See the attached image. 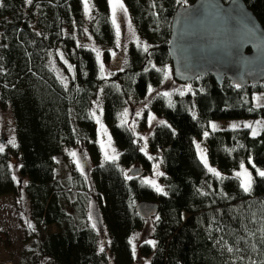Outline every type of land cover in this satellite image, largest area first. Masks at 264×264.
Returning a JSON list of instances; mask_svg holds the SVG:
<instances>
[{"label":"trees","instance_id":"1","mask_svg":"<svg viewBox=\"0 0 264 264\" xmlns=\"http://www.w3.org/2000/svg\"><path fill=\"white\" fill-rule=\"evenodd\" d=\"M241 1L264 26V0ZM193 2L123 0L137 41L121 55L108 0H89L86 23L83 0H0V109L11 114L15 142L0 152V196L23 190L27 198L30 245L22 264H136L129 241L148 220L135 211L140 202L157 205L155 245L137 249L149 264H264V178L256 172L264 170V126L256 135L249 128L210 127L263 120L264 106L255 107L253 97L264 92V80L241 89L205 75L183 95L154 97L140 122L165 123L155 125L146 147L121 124L132 102L162 85L172 16ZM92 112L110 133L114 161L102 157ZM1 135L0 128V145ZM197 142L222 178L204 167ZM77 148L90 159L88 178L68 160ZM59 158L69 173L64 179ZM156 160L162 192L131 174L150 171ZM241 162L253 177L248 193L235 175ZM91 195L102 237L89 221Z\"/></svg>","mask_w":264,"mask_h":264},{"label":"water","instance_id":"2","mask_svg":"<svg viewBox=\"0 0 264 264\" xmlns=\"http://www.w3.org/2000/svg\"><path fill=\"white\" fill-rule=\"evenodd\" d=\"M167 51L173 78L181 84L209 75L218 85L227 80L243 89L264 80V26L241 0H194L178 6ZM135 211L146 220L157 214V205L140 202Z\"/></svg>","mask_w":264,"mask_h":264},{"label":"rangeland","instance_id":"3","mask_svg":"<svg viewBox=\"0 0 264 264\" xmlns=\"http://www.w3.org/2000/svg\"><path fill=\"white\" fill-rule=\"evenodd\" d=\"M109 10L111 16L110 5H109ZM89 16L90 14L89 13L86 14L84 10V23L88 22ZM128 21H130L128 15L125 16L123 13H118V22L121 24V35H120L121 46L120 47L116 46V52L121 53V55H124L125 49L130 42L134 43L135 41H137V34L134 28L132 27V25L131 27H129ZM86 43H91V41L87 40ZM111 69L112 68L109 67L110 71H112ZM165 72H167L168 74L167 79H165ZM189 84L190 83L181 84L175 81V79L173 78L171 64L166 65L164 66V79L162 85L158 88L153 89L151 93H149L148 91L147 95L142 100L135 103L132 102L133 105L130 104L132 105V107L130 106L126 108L128 110V115L125 118L127 120V125L131 129L134 139L137 140L140 145L146 147V143L152 129L155 127L156 124H159L160 121L159 119H157L155 122H150V118H149L144 123V125L141 124L142 122L140 121L143 116L142 115L143 111L147 109L149 102L154 97L163 96L160 95V93L163 92L170 93L169 96H164L165 98H169L175 93L180 94L181 92H183L185 94L191 90ZM253 103L255 107L264 106V92L255 94L253 97ZM97 106L99 105L97 104ZM136 113H140V115L137 116ZM122 114L120 116L124 118ZM213 123L218 125V130L232 129L231 128L232 124L240 125V127L238 128H246L244 127V124H251L252 128L249 129H251L252 132L253 129H255V131L257 132L262 126H264V119L257 121L255 120L254 121L252 120L215 121ZM142 127H144V129ZM0 128L2 131L1 140L5 139L1 145L12 144L9 143V141L14 139L13 121L11 114L7 109H0ZM96 130L99 138V146H101L102 141L105 144V149L101 148L102 157L105 159V150H107L109 154H112V149L115 148L113 146L112 139H111V148H107L108 136H110V133L108 136L103 135L99 124H97ZM197 144H199L200 147L204 149L202 143L197 142ZM73 151L77 153V156L75 158L70 155V152ZM67 154L69 155L68 158L69 162H73L76 167H77V161H79L81 167L80 168L77 167L78 170L86 178H88V173L91 168V164H90V159L87 155L86 158L82 156L83 150L77 148L72 151L69 150ZM115 154L117 155L116 149H115ZM64 165H65L64 162L60 160L59 177H61L62 179L69 177L68 176L69 173L67 172V167ZM81 168L83 169V171H81ZM240 171L241 169H239V172ZM160 175H161L160 166L158 161L156 160L154 162V165H152L150 171L144 174L137 175L138 176L137 180L142 183H144L145 180L155 181V184L158 186ZM144 184L153 187L152 184L149 183H144ZM27 206H28L27 198L23 190L22 193L17 197L12 196L11 194L0 196V264H22L21 259L23 258L24 255H27V248L30 245V242L25 241V229H24ZM88 212H89V221L91 226L93 227V224H95L96 226L95 228L94 227L93 228L97 230L102 237L104 235L103 233L104 229L100 230L101 229L100 224L102 223H100L101 221L96 215L94 198L92 197V195L90 198ZM154 221H155L154 218H150L146 220L143 224V228L141 229V231L136 233L132 238V242L135 245V251H136L135 253L136 264H149V261L147 259H142L139 256L137 249L140 244L142 243L149 244L146 243V241H152L151 234H152ZM109 264H114V263L109 262Z\"/></svg>","mask_w":264,"mask_h":264},{"label":"snow or ice","instance_id":"4","mask_svg":"<svg viewBox=\"0 0 264 264\" xmlns=\"http://www.w3.org/2000/svg\"><path fill=\"white\" fill-rule=\"evenodd\" d=\"M27 2L29 4H31L32 0H27ZM83 2H84V10H85V13L87 14V13L90 12L89 0H83ZM108 3L110 5V7H111V22H112V25L115 28V33H116V38H117L116 39L117 47H120L121 46V44H120L121 24L118 22V13H123L126 16L128 10H127V8L124 5L123 0H108ZM0 6H3V5L0 4ZM128 24H129V27H131V22L130 21H128ZM85 31H87V30H85ZM92 50L96 51V53H97L96 58L99 61L100 60V52L97 49H95V48H93ZM144 51L145 52L148 51V45H144ZM112 55L115 56L116 53L113 52ZM61 58H63L62 54H61ZM64 63L67 64L68 62L65 60ZM125 63H127V61H125ZM68 67H69V70H72V68H73L72 65H68ZM153 67H155V65H153ZM104 71H105L104 64L101 62L100 63V72L103 74ZM145 71H147V69H145ZM157 71H162V69H157ZM167 78H168V74H167V72H165V79H167ZM152 91H153V89L151 88V86H149V93H151ZM180 94L183 95L184 93L181 92ZM160 95L169 96L170 93L163 92V93H160ZM90 115H91L92 118L95 119L96 123L100 125V129H101L103 135L108 136L107 129L104 127L103 123L101 122L100 116H98L96 114V112H92ZM122 115H123L124 118H122L121 124L123 125V124L127 123V120L125 118L128 115V110L125 109L124 113ZM136 115L139 116L140 113H136ZM152 119H155V117H150V122H151ZM159 123L160 124H164L165 122L164 121H159ZM210 127H211V129L213 131L218 130V125L215 124V123H211ZM238 127H240V125H238V124H232L231 125L232 129H236ZM244 127L252 128V125L251 124H244ZM203 135L205 137H208L209 132L205 131ZM253 135H256L255 129H253ZM9 143H12L13 146H15L14 139L9 141ZM196 147H197V150H198V152L200 154V159H201L202 163L204 164V167L208 170V172L211 173L212 175L218 177V178H222L221 177V173L219 171H217L215 168L209 166L207 157L205 155V150L202 149L199 144H197ZM101 148L105 149V144L103 143V141L101 142ZM107 148H111V137L110 136H108ZM3 150H4V146L0 145V152H2ZM141 150L144 151L143 148ZM145 154L147 155V153H145ZM70 155L75 158L77 156V153L75 151H73V152H70ZM105 159L106 160L110 159V160H113V161L116 160L117 159V155L115 154V149H112V154H109V152L107 150H105ZM149 159H152V157H149ZM249 163H251V160H249ZM77 167L78 168L81 167L80 164H79V161H77ZM252 167L256 168V165L252 164ZM240 169H241V171L237 172L235 175L238 178H240V187L243 189V191L245 193H248V192H250L252 190L253 177H252L251 172H249V170L245 167V164L243 162H241V164H240ZM81 171H83L82 168H81ZM256 172H257V175L259 177L264 178V170L256 168ZM125 178L126 179H131L132 177L128 176L127 173H125ZM13 179H15V177H13ZM144 183L152 184V186L155 187L158 192H162L163 191L161 188H159L155 184V181L145 180ZM157 219H159V217H157ZM95 226L96 225L93 224L94 228H95ZM129 242L132 243V241H129ZM146 243L152 244L153 246L155 245L154 241H146ZM100 250L103 251V247H101ZM229 251H231V249H229ZM133 253H135V245L134 244H133Z\"/></svg>","mask_w":264,"mask_h":264}]
</instances>
